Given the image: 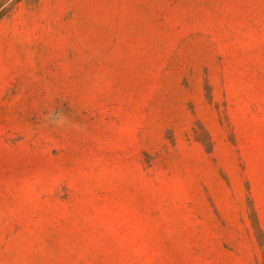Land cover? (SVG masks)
Returning <instances> with one entry per match:
<instances>
[{
	"label": "rangeland",
	"instance_id": "obj_1",
	"mask_svg": "<svg viewBox=\"0 0 264 264\" xmlns=\"http://www.w3.org/2000/svg\"><path fill=\"white\" fill-rule=\"evenodd\" d=\"M0 264H264V0H0Z\"/></svg>",
	"mask_w": 264,
	"mask_h": 264
},
{
	"label": "trees",
	"instance_id": "obj_2",
	"mask_svg": "<svg viewBox=\"0 0 264 264\" xmlns=\"http://www.w3.org/2000/svg\"><path fill=\"white\" fill-rule=\"evenodd\" d=\"M3 10H4V9H3ZM3 10H2V11H3Z\"/></svg>",
	"mask_w": 264,
	"mask_h": 264
}]
</instances>
